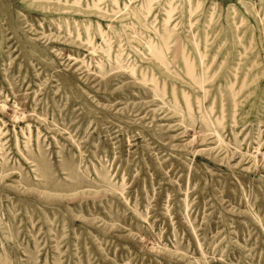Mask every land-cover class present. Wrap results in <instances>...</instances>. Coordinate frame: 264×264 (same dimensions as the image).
<instances>
[{
  "label": "rangeland",
  "instance_id": "1",
  "mask_svg": "<svg viewBox=\"0 0 264 264\" xmlns=\"http://www.w3.org/2000/svg\"><path fill=\"white\" fill-rule=\"evenodd\" d=\"M0 264H264V0H0Z\"/></svg>",
  "mask_w": 264,
  "mask_h": 264
}]
</instances>
